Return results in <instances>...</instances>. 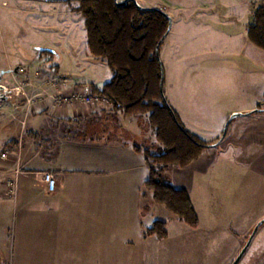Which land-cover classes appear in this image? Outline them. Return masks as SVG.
Segmentation results:
<instances>
[{"label": "crops", "instance_id": "1", "mask_svg": "<svg viewBox=\"0 0 264 264\" xmlns=\"http://www.w3.org/2000/svg\"><path fill=\"white\" fill-rule=\"evenodd\" d=\"M155 1L146 7L162 9ZM243 1L200 0V3L207 9L212 6L210 11L216 19L231 20L233 15H239L238 5ZM244 3L249 4V0ZM247 15L250 16L249 13ZM245 40L237 45H240L239 57H245L246 61L244 64L234 63L232 70L236 77L219 78L217 92L220 89L221 94L216 98L221 103V111L202 114L217 115L219 118L215 123L219 126L218 130L226 125L232 113H243L240 116L250 118L234 121L229 136L219 140L217 145L207 149L208 153L188 166L184 184L171 183L175 179L173 176L169 183L175 187H185L191 193L194 174L210 172L216 166L218 179L241 180L235 186L236 193L253 194L250 200L252 204L249 200L242 203L246 205V210H251L256 196L254 180L256 177L264 179L263 175L257 174L264 164V139L252 140L249 129L264 127V79L256 83L259 85L257 88L250 89L252 82L238 77V74L246 75L247 68L251 66L257 72H262L261 69L264 72V50L251 43L247 36ZM41 48L44 47L30 52L27 59L24 53L17 51L12 56V63H17L0 73V84L12 86L11 82L20 81L27 87L26 95H14L9 100H4L0 92V150L13 149L8 162L0 170V180L5 172L11 171L10 168L14 169L17 165L21 168L17 196L14 199L0 196V253L10 251L11 246L14 255H49V264H54L53 255H71L75 261L73 264H91V191L96 198L92 208L97 224L101 222L102 212L105 215L103 220L115 223L117 219L123 220L122 213L128 214L129 209L139 218L144 232L156 220L147 213L149 207L156 203L151 204L153 200L145 191L144 182L149 166L144 150L148 143L157 140L146 121V115L126 116L106 105L74 103L55 106L51 95L58 87L48 84L46 73L42 70L58 64L50 62L51 56H42ZM22 59L24 62H21ZM95 61L105 62L91 54V62ZM26 67L35 73V77L29 75V82L21 77ZM74 80L78 81L76 78ZM105 82L97 84L91 81L90 84L100 89ZM29 88L34 89L33 94H40V101L33 107L27 101L32 98ZM21 99L20 107H15ZM259 105L261 109L257 113H248L255 111ZM252 123L256 126L249 128ZM219 137L220 134H216L202 139L212 143ZM216 147L219 153L216 151L214 160L206 157L208 155L205 154H213ZM51 173L56 181L53 191L47 187ZM111 202L118 205L120 212L114 218L110 212L117 208ZM9 226L12 230H9ZM247 230L242 231V237Z\"/></svg>", "mask_w": 264, "mask_h": 264}, {"label": "rangeland", "instance_id": "2", "mask_svg": "<svg viewBox=\"0 0 264 264\" xmlns=\"http://www.w3.org/2000/svg\"><path fill=\"white\" fill-rule=\"evenodd\" d=\"M139 2L145 7L154 4L153 0L152 2L139 0ZM156 2L171 17V30L160 52L164 65L166 96L177 109L183 124L193 133L201 138L220 134L218 140L215 139L216 141L210 143L213 145L224 136L226 125L218 130L219 126L215 121L219 117L202 113L221 111V103L216 98L221 94L220 89L217 92L220 87L219 78H235L236 73L232 70L235 68L234 63L244 64L246 61L245 57H239L240 45H237L238 42L246 41V23L249 20L247 13L250 14L258 4L264 3V0H249V4L244 3V0L238 5L239 15H233L231 20L216 19L210 11L213 7L205 8L200 0H156ZM78 4V0H0V73L17 63H12V56L17 51L24 53L27 59L30 52L36 51L38 47H44L55 51H44L41 53L42 56H51L53 61L50 62L58 64L56 67L46 66L42 70L46 73L49 85L52 81L49 82L48 77L52 70L56 71V74L72 77L69 78V84L72 82L90 84L91 81L101 84L108 81L112 73L107 63L91 62L85 21L80 12L75 10ZM21 62L24 60L22 59ZM251 68H247L249 70L246 75L238 74V77H244L252 82L249 85L250 89L257 88L259 85L256 83L264 79L262 69V72H257V69ZM29 75L35 77L34 70L31 72L28 67L24 68L21 77L29 82ZM75 78L78 81H72ZM19 82H11L10 85H17ZM30 90L32 98L27 101L31 102L33 107L40 101L38 100L40 94H37L39 92L33 94L34 89L30 88L29 93ZM58 90L61 91V86ZM24 95L26 94L19 96ZM21 101L22 99L15 107H20ZM260 107L261 105L256 107L254 112L248 113H257L256 110L259 111ZM249 118L250 116L233 118V124L229 125L227 135H230L234 121ZM146 121L148 122V119ZM252 126L256 125L252 123L249 128ZM253 129H249L252 140L264 139V127ZM1 144L0 142V147ZM159 146L158 141L150 142L145 146L144 152L152 156L150 162L154 165L157 163H154L153 156L158 154ZM207 149L202 155L208 151ZM217 149L216 147L213 154H205L208 155L206 157H212L211 160H214L216 151L219 153ZM229 154L231 155L232 152L230 151ZM262 165V169L257 168L259 170L257 174L264 176V164ZM187 168L188 166H167L162 171L164 181L169 183L173 176L175 179L171 183L184 184L187 180ZM10 169L13 170V167ZM237 182L240 183L241 180L218 179L216 166L210 172L194 174L190 197L200 221L197 227L189 226L164 205L156 203L145 188L153 200L151 204L156 203L153 207H149L148 216L166 221L168 232L166 237L146 235L149 227L144 232L139 218L135 217L130 209L128 214L122 213L123 220L117 219L115 223L103 220L105 215L102 212L101 222L97 224L92 208L96 198L92 196L91 191V264H232L255 225L264 218V179L260 180L256 177L254 180L256 196L253 205L250 206L251 210H246V205L242 203L250 201L253 194L247 196L241 192L236 193ZM91 186H93L92 180ZM5 202L12 203L9 200ZM111 203L114 208L118 207L114 202ZM138 208L137 206V212ZM110 215H113V218L119 216L118 208L114 209L113 213L110 212ZM247 228L242 237V231ZM9 230H12L11 226ZM104 233L106 235L102 236ZM11 249L10 246V251L0 253V264L50 263L47 262L49 255H14ZM52 257L54 264L75 262L71 259V255ZM239 264H264V224L259 228Z\"/></svg>", "mask_w": 264, "mask_h": 264}, {"label": "trees", "instance_id": "3", "mask_svg": "<svg viewBox=\"0 0 264 264\" xmlns=\"http://www.w3.org/2000/svg\"><path fill=\"white\" fill-rule=\"evenodd\" d=\"M78 2L75 10L84 18L88 49L95 58L105 61L112 73L109 81L100 89L93 87V91L108 98L112 107L126 116H147L160 146L153 156L157 165L144 152L149 166L145 188L156 203L197 227L200 221L189 191L165 182L162 174L167 166H190L212 146L186 128L165 93L160 52L171 30V19L163 10L139 6L135 0ZM246 31L248 40L264 50V3L250 13ZM44 51L49 52L41 53ZM232 120L220 140L226 137ZM166 226V221L156 219L146 235L166 237Z\"/></svg>", "mask_w": 264, "mask_h": 264}, {"label": "built area", "instance_id": "4", "mask_svg": "<svg viewBox=\"0 0 264 264\" xmlns=\"http://www.w3.org/2000/svg\"><path fill=\"white\" fill-rule=\"evenodd\" d=\"M56 71L52 70L49 78V82L54 87H58L53 93L52 99L55 106L84 103L91 106L106 105L111 106V102L103 95L97 94L93 91V86L89 83L72 82L69 84V77L62 74H56ZM19 82V81H18ZM61 86V91H59ZM24 82H19L17 85L8 86L6 84H0V92L5 96L6 100L12 99L14 95L26 94ZM4 99V100H5ZM2 103H0V107ZM13 151L11 148L0 150V170L8 162L10 154ZM21 172L20 165H17L10 172H5V176L0 180V196L4 199H14L18 193V176ZM56 181L54 174H49L48 189L53 191L56 187Z\"/></svg>", "mask_w": 264, "mask_h": 264}, {"label": "water", "instance_id": "5", "mask_svg": "<svg viewBox=\"0 0 264 264\" xmlns=\"http://www.w3.org/2000/svg\"><path fill=\"white\" fill-rule=\"evenodd\" d=\"M63 1H67V0H63ZM127 0H123V2H126ZM136 3L139 5V6H142L140 5L137 0H135ZM169 16V15H168ZM169 18L171 19V17L169 16ZM170 29H171V26H170ZM41 50H47V51H51V49H48V48H41ZM3 98L5 99V96L3 95ZM243 113H239V112H235L231 115L230 117V120L235 118V117H238L240 115H242ZM229 120V121H230ZM228 121V123H229ZM228 123H226V127H225V133H226V130H227V126H228ZM224 133V134H225ZM218 143H215L213 144L212 146L214 145H217ZM264 224V218L261 219L254 227L253 231L251 232L247 242L245 243V245L243 246V248L241 249V251L239 252V254L237 255V257L234 259V261L232 262V264H239V262L242 260L244 254L246 253V251L248 250L249 246L251 245L252 241H253V238L255 237L256 233L258 232L259 228L261 227V225Z\"/></svg>", "mask_w": 264, "mask_h": 264}]
</instances>
